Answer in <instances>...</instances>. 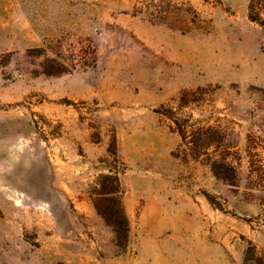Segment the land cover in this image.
<instances>
[{
	"label": "rangeland",
	"instance_id": "1",
	"mask_svg": "<svg viewBox=\"0 0 264 264\" xmlns=\"http://www.w3.org/2000/svg\"><path fill=\"white\" fill-rule=\"evenodd\" d=\"M248 0H0V264H242L264 251V31ZM233 129L238 183L172 153L161 113ZM116 172L128 241L95 211ZM209 197L210 201L207 200ZM251 220V221H249Z\"/></svg>",
	"mask_w": 264,
	"mask_h": 264
},
{
	"label": "trees",
	"instance_id": "2",
	"mask_svg": "<svg viewBox=\"0 0 264 264\" xmlns=\"http://www.w3.org/2000/svg\"><path fill=\"white\" fill-rule=\"evenodd\" d=\"M247 18L264 31V0H248ZM186 96L187 93L180 96L176 110L161 113L171 122L169 129L179 139L173 157L186 164L199 163L214 178L235 186L238 173L234 163L239 159L233 129L220 121L194 119L192 115L181 113ZM246 147L250 189L262 192L261 211L255 220L264 226V145L259 137L250 135ZM89 194L95 211L113 230L117 245L125 247L129 227L121 204L122 189L117 173L110 170L106 174H98L90 186ZM206 198L211 202L209 197ZM242 264H264V251L249 244Z\"/></svg>",
	"mask_w": 264,
	"mask_h": 264
}]
</instances>
